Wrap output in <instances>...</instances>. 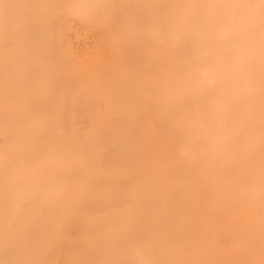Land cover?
<instances>
[{"label":"bare ground","instance_id":"1","mask_svg":"<svg viewBox=\"0 0 264 264\" xmlns=\"http://www.w3.org/2000/svg\"><path fill=\"white\" fill-rule=\"evenodd\" d=\"M241 8L251 1L0 0V264L257 250L264 39Z\"/></svg>","mask_w":264,"mask_h":264},{"label":"rangeland","instance_id":"2","mask_svg":"<svg viewBox=\"0 0 264 264\" xmlns=\"http://www.w3.org/2000/svg\"><path fill=\"white\" fill-rule=\"evenodd\" d=\"M252 3V10L248 13L244 11L243 8L239 9V13L244 15L251 16L252 19L257 23L258 32L257 39H264V0H250ZM243 19V16H240ZM259 29H261L259 31ZM82 33V34H81ZM67 38L73 44V46L79 50L84 51L86 46L88 45V38H86L85 33L82 29H74L72 31L67 32ZM259 41V40H258ZM258 44V48H262L257 50V53H264V41L256 42ZM244 43H241L240 46L243 47ZM240 55L243 54V50H240ZM264 69V67L259 66L257 69ZM243 101L250 102L248 97L243 98ZM7 222H12L13 218H6ZM262 236V237H261ZM260 242L258 244L257 250H250L247 252H243L242 254L234 253L232 251H225L224 248H220L216 253V263L217 264H264V235H261ZM49 261V262H48ZM48 262V263H47ZM43 264H51V260L46 258Z\"/></svg>","mask_w":264,"mask_h":264}]
</instances>
